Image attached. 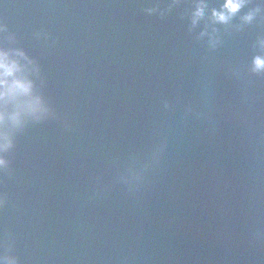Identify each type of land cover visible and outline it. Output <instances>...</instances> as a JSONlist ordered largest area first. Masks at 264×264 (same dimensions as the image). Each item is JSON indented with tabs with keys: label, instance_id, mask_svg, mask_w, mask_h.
<instances>
[{
	"label": "water",
	"instance_id": "obj_1",
	"mask_svg": "<svg viewBox=\"0 0 264 264\" xmlns=\"http://www.w3.org/2000/svg\"><path fill=\"white\" fill-rule=\"evenodd\" d=\"M195 2L0 0L49 109L11 129L0 264H264V3Z\"/></svg>",
	"mask_w": 264,
	"mask_h": 264
},
{
	"label": "clouds",
	"instance_id": "obj_2",
	"mask_svg": "<svg viewBox=\"0 0 264 264\" xmlns=\"http://www.w3.org/2000/svg\"><path fill=\"white\" fill-rule=\"evenodd\" d=\"M247 0H223L219 8L213 7L209 20L212 24H228L231 19L245 6ZM264 3V0H261ZM208 4L206 0H196L191 13V22L195 26L206 15ZM261 11L259 7L248 11L242 17L245 23H251ZM7 24L0 19V32H7ZM216 29L213 28V33ZM210 43L215 46L218 38L211 33ZM24 61H27L25 63ZM29 60L22 49H9L0 46V168L8 166L5 154L14 144L11 129H22L29 119L41 120L49 109L41 95L35 91L34 81L30 78L32 69L28 67ZM253 71H264V56L257 55L252 60ZM6 200L0 194V206Z\"/></svg>",
	"mask_w": 264,
	"mask_h": 264
}]
</instances>
